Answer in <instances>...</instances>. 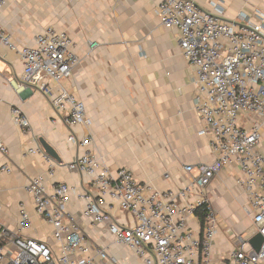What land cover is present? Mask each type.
Here are the masks:
<instances>
[{
	"label": "crops",
	"instance_id": "0c3cea01",
	"mask_svg": "<svg viewBox=\"0 0 264 264\" xmlns=\"http://www.w3.org/2000/svg\"><path fill=\"white\" fill-rule=\"evenodd\" d=\"M198 3L207 10L220 4L227 21L237 20L240 13L250 18L264 13V0ZM157 4L158 0H6L0 26L17 48L32 47L46 27L69 36L78 63L60 85L84 102L87 120V126L69 129L45 95L34 87H22L19 55L0 48V141L6 148L5 154L0 153V225L11 233L50 241L51 226L35 213L25 192L29 179L42 176L47 186L65 183L72 188L66 210L91 249L106 251L105 264H142L115 241L105 224L82 218L79 194L89 188L82 175L67 167L81 153L67 143L72 132L77 137L91 135V155L112 174L121 168L130 170L137 182L160 192L176 191L189 181L184 166L214 161L211 136L200 134L202 123L194 109L195 71L181 55L177 30L160 24ZM13 108L27 117L26 132L13 124ZM260 134L263 154L264 122ZM39 140L55 151L58 161L44 153ZM36 149L41 152L29 153ZM4 167L11 172L1 171ZM238 176L236 167L223 169L205 190L219 224L212 250L217 260L234 248L236 236L246 239L252 225L251 216L243 211L247 198L236 184ZM22 205L31 226L18 232ZM111 215L121 224L131 219L115 209ZM190 222L196 227L194 219Z\"/></svg>",
	"mask_w": 264,
	"mask_h": 264
},
{
	"label": "built area",
	"instance_id": "2783aa9c",
	"mask_svg": "<svg viewBox=\"0 0 264 264\" xmlns=\"http://www.w3.org/2000/svg\"><path fill=\"white\" fill-rule=\"evenodd\" d=\"M5 5L6 0H0V10ZM212 7L204 9L198 0H158L155 6L160 24L177 30L181 55L195 71L194 109L202 123L200 134L211 136V164L184 166L189 181L176 191L160 192L137 182L130 170L121 168L112 174L102 166L89 151L93 145L89 133L77 137L72 132L67 138L68 144L81 150L67 167L82 175L89 188L79 194L82 218L105 224L115 241L142 264H264V155L259 151L264 122V13L256 12L253 18L240 13L237 20L227 21L220 4ZM0 48L21 58L23 88L34 87L45 95L69 129L87 126L84 102L60 85L78 63L66 33L46 27L32 47L19 49L0 26ZM11 119L23 132L29 129L18 108L11 109ZM37 152L41 150H29ZM0 153H6L1 141ZM230 167L239 171L236 184L247 198L243 211L251 216L252 225L246 239L236 236L234 248L217 260L212 250L219 224L205 190L221 170ZM1 171L11 172L7 167ZM71 191L65 183L47 186L42 176L29 179L25 192L35 213L51 226L50 241L22 237L0 225V264H105L109 260L105 250L91 249L66 210ZM112 209L130 217V222L119 223ZM30 226L22 205L18 232ZM256 234L263 238L257 253L248 244Z\"/></svg>",
	"mask_w": 264,
	"mask_h": 264
},
{
	"label": "water",
	"instance_id": "95a60500",
	"mask_svg": "<svg viewBox=\"0 0 264 264\" xmlns=\"http://www.w3.org/2000/svg\"><path fill=\"white\" fill-rule=\"evenodd\" d=\"M39 145L47 156H49L55 161H58V157L55 151L48 144H46L43 140H39ZM262 243L263 238L259 234H256L250 240H248V244L255 253L259 252Z\"/></svg>",
	"mask_w": 264,
	"mask_h": 264
},
{
	"label": "trees",
	"instance_id": "16d2710c",
	"mask_svg": "<svg viewBox=\"0 0 264 264\" xmlns=\"http://www.w3.org/2000/svg\"><path fill=\"white\" fill-rule=\"evenodd\" d=\"M197 213H200V216H201V218H202V216H203V214H202V213H203V212H202V211H200V212H197Z\"/></svg>",
	"mask_w": 264,
	"mask_h": 264
},
{
	"label": "rangeland",
	"instance_id": "374dc122",
	"mask_svg": "<svg viewBox=\"0 0 264 264\" xmlns=\"http://www.w3.org/2000/svg\"><path fill=\"white\" fill-rule=\"evenodd\" d=\"M263 153V151H261ZM264 154V153H263ZM128 254L131 255L132 253L128 250Z\"/></svg>",
	"mask_w": 264,
	"mask_h": 264
}]
</instances>
